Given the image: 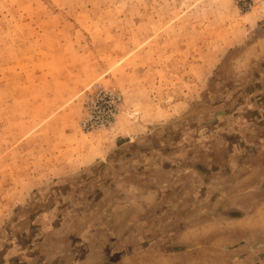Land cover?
Masks as SVG:
<instances>
[{"label":"rangeland","instance_id":"obj_1","mask_svg":"<svg viewBox=\"0 0 264 264\" xmlns=\"http://www.w3.org/2000/svg\"><path fill=\"white\" fill-rule=\"evenodd\" d=\"M263 178L264 0H0V264H185L181 200Z\"/></svg>","mask_w":264,"mask_h":264},{"label":"crops","instance_id":"obj_2","mask_svg":"<svg viewBox=\"0 0 264 264\" xmlns=\"http://www.w3.org/2000/svg\"><path fill=\"white\" fill-rule=\"evenodd\" d=\"M118 137L125 138L121 135ZM121 142L122 140L117 141V144ZM202 170V173L198 174L200 178L215 176L218 179L219 173H208L206 169ZM250 173V171L246 173L244 178L249 179ZM236 185L234 182L230 187H236ZM217 187L219 191L225 186L221 183ZM156 190L157 186L151 191ZM229 192L228 200L218 199L206 205L198 216L193 214V205L188 201V194L181 200L184 202L178 204L182 213L178 218L177 215L174 218L176 224L183 226L179 230H174V238L185 239L183 252L186 257L185 264H207L204 263L205 256H203L206 253L219 257L224 255V258L230 259V262L224 258L219 260L226 264H252L257 253L264 251V198L258 196L264 195V180H258L254 186L245 190V193L234 192L233 188L229 189ZM249 196L251 198L248 199ZM144 197L147 199L146 195ZM241 199H247L248 204H243ZM210 243L212 247H209ZM150 248L149 245L144 250ZM169 254L182 255V252L171 250Z\"/></svg>","mask_w":264,"mask_h":264},{"label":"built area","instance_id":"obj_3","mask_svg":"<svg viewBox=\"0 0 264 264\" xmlns=\"http://www.w3.org/2000/svg\"><path fill=\"white\" fill-rule=\"evenodd\" d=\"M103 95L105 96V98H101L100 101L96 104V108L95 109L92 108V111L96 109H101V110L105 109L106 106L110 104V106L108 107L109 108L108 112L101 113L102 111H100L101 116L98 121H95L94 116L91 115V114H94V112L89 113L87 115V121H86L87 126H90V127L107 126L111 124V122L113 121L114 116H115V110L117 108L119 109L122 103V98L118 94L104 93Z\"/></svg>","mask_w":264,"mask_h":264}]
</instances>
